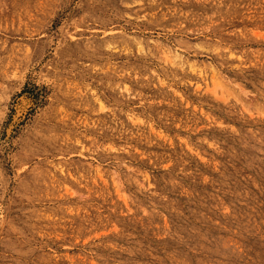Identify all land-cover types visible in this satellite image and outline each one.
<instances>
[{
  "label": "rangeland",
  "instance_id": "374dc122",
  "mask_svg": "<svg viewBox=\"0 0 264 264\" xmlns=\"http://www.w3.org/2000/svg\"><path fill=\"white\" fill-rule=\"evenodd\" d=\"M0 264H264V0H0Z\"/></svg>",
  "mask_w": 264,
  "mask_h": 264
},
{
  "label": "bare ground",
  "instance_id": "6f19581e",
  "mask_svg": "<svg viewBox=\"0 0 264 264\" xmlns=\"http://www.w3.org/2000/svg\"><path fill=\"white\" fill-rule=\"evenodd\" d=\"M20 102H21V103H20ZM20 102H19V103H20L21 105L19 104V106L16 107V112L19 111L18 109L23 105V102H24V101L20 100ZM12 119H13V118H12ZM14 119H15V118H14Z\"/></svg>",
  "mask_w": 264,
  "mask_h": 264
}]
</instances>
